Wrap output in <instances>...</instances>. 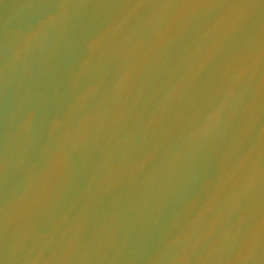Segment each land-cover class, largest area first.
I'll return each instance as SVG.
<instances>
[{
	"label": "water",
	"instance_id": "obj_1",
	"mask_svg": "<svg viewBox=\"0 0 264 264\" xmlns=\"http://www.w3.org/2000/svg\"><path fill=\"white\" fill-rule=\"evenodd\" d=\"M0 264H264V0H0Z\"/></svg>",
	"mask_w": 264,
	"mask_h": 264
}]
</instances>
